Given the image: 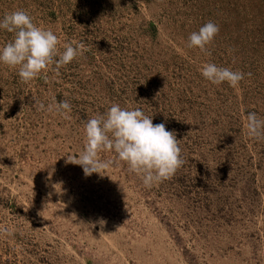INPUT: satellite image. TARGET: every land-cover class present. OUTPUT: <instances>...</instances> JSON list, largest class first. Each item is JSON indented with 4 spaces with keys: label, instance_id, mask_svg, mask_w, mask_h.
Here are the masks:
<instances>
[{
    "label": "rangeland",
    "instance_id": "374dc122",
    "mask_svg": "<svg viewBox=\"0 0 264 264\" xmlns=\"http://www.w3.org/2000/svg\"><path fill=\"white\" fill-rule=\"evenodd\" d=\"M16 10L59 52L88 50L28 84L0 65V264H264V137L244 129L247 113L264 118V0H0V19ZM209 21L205 55L187 43ZM13 36L0 29V48ZM205 63L244 73L239 88L207 81ZM112 104L175 132L170 179L147 188L123 162L87 177L67 162Z\"/></svg>",
    "mask_w": 264,
    "mask_h": 264
},
{
    "label": "clouds",
    "instance_id": "9594fccd",
    "mask_svg": "<svg viewBox=\"0 0 264 264\" xmlns=\"http://www.w3.org/2000/svg\"><path fill=\"white\" fill-rule=\"evenodd\" d=\"M0 29L14 34L13 39L0 48V65L18 69L19 81L23 84L36 79L50 64H55L58 72L60 67L88 50L84 43L73 41L64 44V51L59 52L57 35L35 25L24 10L5 13L0 19ZM218 33V25L209 21L190 34L187 47L211 55L208 46ZM201 75L214 85L227 83L234 89L239 88L245 76L240 71L214 63L203 64ZM33 107L37 111L55 112L64 117L71 111V105L65 100L47 107L35 100ZM244 129L250 138L264 137V118L255 112L247 113ZM84 133L83 151L78 157H67V162L81 166L86 177L93 173L102 175L114 162H123L130 173L141 178L145 187L151 188L170 179L184 164L175 132L166 130L164 123L154 125L152 118L139 108L130 110L112 104L104 114H97L86 122ZM102 151L114 152L115 161L101 160L99 153Z\"/></svg>",
    "mask_w": 264,
    "mask_h": 264
}]
</instances>
